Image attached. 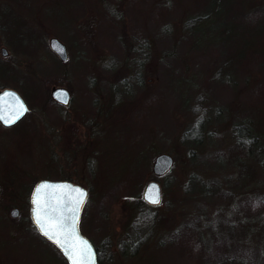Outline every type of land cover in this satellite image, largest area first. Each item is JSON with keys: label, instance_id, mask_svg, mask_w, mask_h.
Wrapping results in <instances>:
<instances>
[{"label": "rangeland", "instance_id": "374dc122", "mask_svg": "<svg viewBox=\"0 0 264 264\" xmlns=\"http://www.w3.org/2000/svg\"><path fill=\"white\" fill-rule=\"evenodd\" d=\"M232 2L0 0V89L15 86L30 105L12 128L0 122V264H69L31 218L44 178L88 189L81 229L97 264H196L188 249L205 257L199 245L186 248L179 234L172 242L193 216L206 238L233 224L264 263V216L237 213L245 196L264 192V22L252 43L239 32L264 0ZM58 85L71 90L70 106L54 103ZM239 139L256 145L242 177L231 161ZM160 153L173 164L158 175ZM151 180L159 204L144 198Z\"/></svg>", "mask_w": 264, "mask_h": 264}, {"label": "water", "instance_id": "95a60500", "mask_svg": "<svg viewBox=\"0 0 264 264\" xmlns=\"http://www.w3.org/2000/svg\"><path fill=\"white\" fill-rule=\"evenodd\" d=\"M51 48L60 56L61 59L65 60L68 57V47L63 42L60 41L58 37H52L50 39ZM3 52L6 53L7 49L3 48ZM65 86H55L52 90V95L64 105L69 104L71 99V92ZM8 93L9 95H5ZM21 104L24 106L26 111L21 109ZM29 106L25 98L21 93L14 88H4L0 90V117L4 119L15 118L21 111L23 114L19 116V121L28 112ZM2 122V121H1ZM15 122V123H16ZM3 123V122H2ZM4 124V123H3ZM12 125V124H11ZM173 157L168 153L160 154L157 159H155L153 165V171L160 175L164 174L168 169L172 167ZM40 185H45L39 192L37 189ZM149 189H152L150 192ZM161 185L156 180H151L147 183L144 190V198L147 202H151L152 197L158 200V204L162 200ZM83 193V196H82ZM88 189L82 184L76 183L70 179H41L35 186H33L31 197V218L39 230V225L36 224L37 210L39 216L41 217V223L45 224L50 231H54L56 236L60 239L64 246V249L58 247L52 240V242L59 248V250L65 255L69 264L72 262V257L70 253L72 252V246L75 245L77 248L83 245V241H87L92 249L94 250L92 261L88 264H97L98 261V251L94 243L88 236H85L80 228L81 215L83 212L84 204L88 197ZM39 197V204H34L33 201ZM82 199V202H80ZM56 209V211H52ZM74 210V211H72ZM19 209L13 208L12 214H18ZM72 217L75 219V228L68 229L67 225L69 220L67 218ZM63 220V225L61 221ZM42 234V231L39 230ZM43 235V234H42ZM45 236V235H44ZM46 237V236H45ZM48 238V237H46ZM83 238V240H81ZM49 239V238H48ZM50 240V239H49Z\"/></svg>", "mask_w": 264, "mask_h": 264}, {"label": "trees", "instance_id": "16d2710c", "mask_svg": "<svg viewBox=\"0 0 264 264\" xmlns=\"http://www.w3.org/2000/svg\"><path fill=\"white\" fill-rule=\"evenodd\" d=\"M234 1L236 0H233V2ZM233 2H232V6H233ZM242 19L246 20L247 29H244L242 25H240L239 32L240 34L242 33V37L244 35L248 36L249 43H252L250 41H251V37H253L254 35L253 32L255 31V28L261 25L262 22H264V8H257L255 10H251L250 12L246 13L244 17H242ZM263 40H264V35L261 37L262 47L264 44ZM2 68H3L2 65H0V69ZM4 73H9V72L6 71ZM255 122L257 123L254 124ZM250 124H253L252 128H254V133L255 131L260 132V129L258 128L257 124L261 128L263 127V125L259 124V121L256 120L254 121V119H251ZM249 144L250 143L248 144L245 143V140L239 139L238 144L235 145L238 152H236V155L234 152V154L231 157L232 164H235V166L237 165L240 168L239 169L240 177L246 176L249 173H251L254 167L252 157L253 156L255 157L253 153H255L256 145L252 147V145ZM216 192L213 191L212 193H216ZM242 211L244 212V214H247L248 217L251 216L253 218H258V219L263 218L262 216H264V192H258V193L255 192L253 194L245 196V198H243L242 200L241 207H238L237 213L241 214ZM198 219H200V216H193L190 220L183 222V224L181 225L182 231L180 232L179 231L180 227H177V231H176L177 233L175 232L173 233L174 234L173 240L175 241L171 239L172 242H174V244L175 243L180 244V242L176 241L177 238H174L176 237L175 234H179V236H181V238L184 240V246L186 248L187 247L191 248V246L194 247L196 245H199L198 251H201L203 253L206 252L205 257L203 256V254L201 255L192 254L191 252L192 250L188 249L189 255H191L192 257L193 256L196 257L195 258L196 264H264L262 260L259 259V257L261 258L262 256V255L260 256L261 253L259 248L255 247L250 249V247L244 248L239 245V240L236 239V237L237 238L239 237L238 232L237 234L231 232L233 229L230 226L233 224L231 225L227 224L228 226L224 227V223L223 221H221L220 231H215L212 229L213 231L211 232L210 237L206 238L204 236V233L202 232V227ZM239 220L240 222L239 225L237 226V229L238 231H240V229L241 231H243L242 226L244 225L241 226V221L243 222L244 218H239ZM43 237L45 238V236ZM51 243L53 242L51 241ZM256 245L257 246L260 245V247L263 246L262 244H258V243ZM263 256H264V250H263Z\"/></svg>", "mask_w": 264, "mask_h": 264}, {"label": "snow or ice", "instance_id": "6c2138e0", "mask_svg": "<svg viewBox=\"0 0 264 264\" xmlns=\"http://www.w3.org/2000/svg\"><path fill=\"white\" fill-rule=\"evenodd\" d=\"M5 95H9L8 93H5ZM21 109L23 111H26L27 109L24 108V106L21 104ZM23 111H21L15 118H9L4 119L3 117H0V121H2L5 125H11L16 122L17 119H19V116L23 114ZM45 185H40L37 189V192H39L42 188H44ZM151 192L152 189H149ZM83 196V193H82ZM82 202V199L81 201ZM152 203H157L158 200L155 198V196L152 197L151 200ZM34 204H39V197H36L33 201ZM52 211H56V209H52ZM74 211V210H72ZM69 220V223L67 225L68 229H74L75 228V219L72 217L67 218ZM36 224L39 225V230L42 231V234L48 237L50 240H52L58 247L62 248V250L67 251V249H64L63 244L61 243L60 239L56 236V233L54 231H50L49 228L41 223V217L39 216V212L37 210L36 215ZM63 220L61 221V224L63 225ZM83 240V238H81ZM94 250L92 249L91 245L87 241H83V245L77 248L75 245L72 246V252L70 253L72 257L71 264H88V262L92 261Z\"/></svg>", "mask_w": 264, "mask_h": 264}, {"label": "flooded vegetation", "instance_id": "af4514ba", "mask_svg": "<svg viewBox=\"0 0 264 264\" xmlns=\"http://www.w3.org/2000/svg\"><path fill=\"white\" fill-rule=\"evenodd\" d=\"M54 37H57V36H54ZM52 38V37H51ZM3 50V49H2ZM6 53H8V52H6ZM6 53H4L3 52V54L4 55H6ZM68 56H69V53H68ZM58 86H63V85H58ZM66 87V86H65ZM4 88H7V87H4ZM4 88H2V89H4ZM9 88H14V89H16V90H18L20 93H21V91L19 90V89H17V88H15V86L14 87H9ZM68 88V87H67ZM69 89V88H68ZM1 90V89H0ZM70 90V89H69ZM69 92H71V90L69 91ZM21 95L25 98V96L21 93ZM51 96H52V98L54 99V103L56 102V104L58 105V106H60V107H67V106H70V104H72V102H73V94H72V92H71V99H70V101H69V104H67V105H64V104H62V103H59V101H56V99L53 97V95H52V93H51ZM25 100H26V98H25ZM27 101V100H26ZM29 102L27 101V104H28ZM28 106H29V110H30V105L28 104ZM25 116H26V114H25ZM25 116H23L19 121H17L16 123H14V124H12V125H5V124H3L1 121V123L4 125V126H6V128H12L13 127V125H16V124H18ZM160 154H162V153H160ZM160 154H158L157 156H156V158L155 159H157V157L160 155ZM169 154V153H168ZM171 155V154H170ZM154 159V160H155ZM154 165V164H153ZM71 180V179H70ZM149 205H153L152 203H149V202H147ZM81 219H82V216H81Z\"/></svg>", "mask_w": 264, "mask_h": 264}]
</instances>
